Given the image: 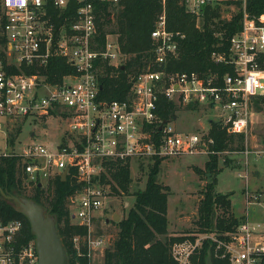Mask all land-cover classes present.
Returning <instances> with one entry per match:
<instances>
[{
  "label": "built area",
  "instance_id": "2783aa9c",
  "mask_svg": "<svg viewBox=\"0 0 264 264\" xmlns=\"http://www.w3.org/2000/svg\"><path fill=\"white\" fill-rule=\"evenodd\" d=\"M213 1L184 0L185 10L198 18L202 7ZM101 2L119 0H0V118L7 129L13 123L34 122L46 130V119L61 127L49 146L32 141L20 152H0V156L20 160L29 186L61 179L65 172L61 180L67 178L74 188L68 196L70 220L86 230L84 236L72 238L78 257L83 251L91 257L109 244L105 235L94 233V222L111 192L102 178L105 162L191 156L213 144L202 134L179 133L171 125L177 115L175 120L161 121L160 101L218 112L216 122L228 134L244 135L253 113L252 100L264 99V17L250 19L245 11L242 29L231 37L227 53L212 55L216 65L227 68L220 79L218 73L169 68L178 58L183 36L167 30L163 11L150 34L156 69L133 76L124 99H102L104 66L123 68L124 56L114 36H107L102 46L96 40L95 6ZM51 58L66 60L72 73L50 82L46 67ZM239 152L243 161L237 177L246 181L248 156L253 154L255 163L264 152L246 147ZM244 197L246 206L254 205L261 202L262 194L250 192L245 184ZM22 229L20 220L0 217V264H38L35 242H18ZM204 240L211 241L216 258L229 264L264 263V232L246 216L222 238L204 234L172 243V260L193 264Z\"/></svg>",
  "mask_w": 264,
  "mask_h": 264
},
{
  "label": "trees",
  "instance_id": "16d2710c",
  "mask_svg": "<svg viewBox=\"0 0 264 264\" xmlns=\"http://www.w3.org/2000/svg\"><path fill=\"white\" fill-rule=\"evenodd\" d=\"M223 6L226 10L222 9ZM231 6L234 12L229 14V18H223ZM95 7L96 40L102 46L107 36H114L124 56L123 68L105 65L101 73L100 96L107 101L124 99L133 76L141 71L156 69L150 34L163 11L167 30L183 36L179 42L178 58L169 68L194 71L201 75L218 73L219 79L227 68L216 65L212 55L227 53L231 37L242 29L243 11L250 19L264 17V0L213 1L202 7L198 18L185 10L184 0H164V3L163 0H119L117 4L101 2ZM46 69L49 71L50 82H60L63 76L72 73V67L62 58H51ZM252 102L255 107L264 105L263 98H255ZM178 111L179 108L172 102L160 101L158 114L161 121L172 120ZM8 127V139L13 145L20 126L13 123ZM207 138L213 140V144L209 145L210 159L205 165L211 179L202 192L196 223L198 232L222 238L226 233L234 232L245 216H234L230 196L215 191L219 172L217 153L243 150L244 135L228 134L219 123L212 122ZM161 162L162 159L153 160L144 189L133 194V206L120 221L113 223L118 232L112 246L104 251L103 264H176L170 256V246L185 237L170 236L168 233L169 189L157 182ZM103 165V182L110 186L111 192L118 194L122 191L128 194L131 183L130 164L105 162ZM0 187L9 194L31 199L48 210L56 218L68 263L85 264V260L77 256L72 243L75 235L82 236L86 230L70 220L68 196L74 188L69 185L67 178L62 181L56 177L48 182L46 188L44 185L38 187V184L29 186L23 176L20 160L17 157L0 156ZM28 189L32 190L31 195L27 194ZM0 217L23 223L19 244L34 242L25 217L16 212L13 203L1 195ZM208 255L211 264H229L226 259L214 256L210 240H204L196 250L192 257L193 264H206Z\"/></svg>",
  "mask_w": 264,
  "mask_h": 264
},
{
  "label": "rangeland",
  "instance_id": "374dc122",
  "mask_svg": "<svg viewBox=\"0 0 264 264\" xmlns=\"http://www.w3.org/2000/svg\"><path fill=\"white\" fill-rule=\"evenodd\" d=\"M222 9L226 10L224 6ZM231 12H234L233 6L228 7L223 18H229ZM178 108L177 118L171 122V125L179 133H198L207 137L211 123L216 122L218 119V112L215 111L204 108ZM0 123L3 127L0 130V152H20L32 141L49 146L57 137L58 132H60L59 128H61L57 121L53 119H46V130L40 129L38 124L34 122H27L23 126L20 123L18 124L20 132L15 135L13 145H11L10 139H8L10 132L6 128L7 125L3 124L4 120L1 118ZM32 133L35 135L33 140L31 138ZM244 147L248 150L264 152V105L253 106L250 124L244 134ZM221 153L218 155L217 170L219 172L216 178L215 191L219 194L230 196L234 216L248 217L249 222L259 224L260 229L264 232V155L257 158L255 163L256 157L253 154L248 156L247 159L251 166L248 168L247 180L242 181L237 177V171L243 161L240 152L235 150ZM209 154L208 148L203 153L163 159L160 163L157 182L167 186L169 189L168 233L170 236L187 237L192 241L198 236H204V233L198 232L199 227L196 222L198 220V205L202 198V192L211 179L205 167L206 162L210 159ZM223 158L226 160L225 162H222ZM152 163V160H136L130 163L131 183L128 188V194H124L122 191H119L118 194L110 192L105 208L98 213L99 217L94 222V233L105 235L109 239V244L106 248L112 246L117 236L118 229L113 223L120 221L133 206V194L138 190L144 189ZM245 184H247V189L250 192L262 194L259 204L246 206L244 197ZM46 186L47 184H44V188ZM27 194L31 195L32 190L28 189ZM113 215L119 216V220L112 221ZM106 220H108L107 223ZM106 248L103 251H93L91 257H87V252L83 251L81 258L85 260V264H103V254Z\"/></svg>",
  "mask_w": 264,
  "mask_h": 264
},
{
  "label": "water",
  "instance_id": "95a60500",
  "mask_svg": "<svg viewBox=\"0 0 264 264\" xmlns=\"http://www.w3.org/2000/svg\"><path fill=\"white\" fill-rule=\"evenodd\" d=\"M173 119L175 120V117ZM64 175L65 172L61 174L62 180ZM40 186L39 184L38 187ZM0 195L3 199L12 202L15 211L27 220L30 232L34 237L38 264H69L65 247L57 229L56 218L31 199L9 194L1 187ZM117 220H119V216L113 215L112 221ZM107 222L108 220H106ZM206 264H211L209 255Z\"/></svg>",
  "mask_w": 264,
  "mask_h": 264
},
{
  "label": "crops",
  "instance_id": "0c3cea01",
  "mask_svg": "<svg viewBox=\"0 0 264 264\" xmlns=\"http://www.w3.org/2000/svg\"><path fill=\"white\" fill-rule=\"evenodd\" d=\"M232 203V202H231ZM167 218H168V210H167Z\"/></svg>",
  "mask_w": 264,
  "mask_h": 264
}]
</instances>
